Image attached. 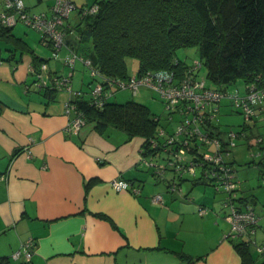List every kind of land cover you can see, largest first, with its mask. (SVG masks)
Masks as SVG:
<instances>
[{"label":"crops","instance_id":"1","mask_svg":"<svg viewBox=\"0 0 264 264\" xmlns=\"http://www.w3.org/2000/svg\"><path fill=\"white\" fill-rule=\"evenodd\" d=\"M72 1L78 6L93 2ZM71 13L67 23L74 25L77 14ZM74 39L69 35L70 43ZM67 52L62 48L61 57ZM36 55L46 59L49 50L44 47ZM30 62L34 61L28 57L26 68L17 75L9 73L10 64L1 65L0 71V173L5 175L0 180V260L7 258L10 264H264V254L255 247L264 242V190L253 189L256 184L264 188V183L256 177L239 179V196L259 214V226L251 239L226 238L230 223L223 193L199 180L193 185L189 173L183 174L181 194L168 192L166 182L143 167L141 136L128 138L113 127L101 133L94 122L76 131L68 129L74 113L66 111V102L75 95L57 91L47 101L36 92L33 76L27 77ZM47 65L51 73L67 70L62 60L48 59ZM81 67L77 72H82ZM75 81L79 83L72 84L73 90L85 92L88 82L83 84L82 76L74 77ZM257 118L253 129L264 133V119ZM248 140L249 151L258 156L252 139ZM230 158L238 164L233 155ZM257 161L264 169V159ZM165 176L170 178L172 172L167 170ZM115 178L131 182L138 191L114 189ZM155 194L161 195L160 202L152 200ZM201 207L206 208L205 214L199 213ZM28 238L34 241L31 258H13ZM237 243H246L245 257Z\"/></svg>","mask_w":264,"mask_h":264},{"label":"trees","instance_id":"2","mask_svg":"<svg viewBox=\"0 0 264 264\" xmlns=\"http://www.w3.org/2000/svg\"><path fill=\"white\" fill-rule=\"evenodd\" d=\"M5 4V0H0V12L6 11ZM73 4L76 9L77 23L74 25L67 23L70 13L74 10L72 9L65 18V36L55 57L51 54V44L42 42L41 33L22 21H18L13 26H6L0 22V40L7 41L6 44L9 42L12 45L15 44V49L28 48L27 51L34 62L27 65L26 72L33 76L36 84L44 80L47 82L39 87L36 86V92L47 98V101L53 99L57 91L72 92L75 95L74 98L66 103L73 106L69 111H73V116L81 117L84 124L94 122L96 130L101 133L113 127L122 130L128 138L143 137L142 159L150 160L158 150L150 148V140L160 141V138H164L158 134V128L162 127L159 116L146 104L134 99L124 102L113 101L112 98L117 91L126 90L120 89L116 82L127 81L133 75L141 76L157 70L174 71L181 76L195 60H198L200 67L193 72L198 70L197 74L204 76L213 89L227 90L230 93L236 90L242 91L247 82H255L259 87H264V0H93L88 5L78 6L75 2ZM92 5H96V10L84 14L85 8ZM50 6L46 10L31 13L24 5L22 11L32 15L47 12ZM18 23L37 33L39 44L49 50V56L46 59L37 56L26 42L15 38L12 28ZM69 35L75 37L71 43L68 41ZM62 48L68 51L64 57L60 55ZM191 48L197 50L199 58L189 64L185 59H180L177 52ZM71 55H75L76 59L72 67L65 65L67 68L65 73L49 72L48 59L62 60L63 63L64 58ZM127 57L138 61V70L133 75L127 74ZM7 60L16 61L14 53H11ZM86 60L89 63H86ZM77 62L87 67L94 82L92 86L88 85L89 89L85 92L72 88ZM41 64L46 65V70L42 71ZM30 66L34 68L33 72H30ZM202 67L205 70L204 74H200ZM41 71L43 77L39 79L38 74ZM67 72H72L67 84L70 85V91L64 86L59 87L53 83L54 77H61ZM237 81L243 82L241 90H229L228 85L235 84ZM96 84L102 86L101 94L93 93ZM24 87L27 91L28 85ZM224 99L228 101L231 111L241 114L243 118L240 108L232 107L231 100L227 97L220 100L219 108ZM217 113L213 119L216 127L219 125ZM256 121H258L257 116H253L252 122L249 123L243 118L239 129H234L238 133L243 132L236 141L240 137L248 140L252 137L264 136V133L259 130L253 131V128H256ZM169 130L170 128L167 129L168 132ZM254 145L257 151H260L258 156H264L260 150L262 142L254 143ZM231 154L232 151L225 159L239 181L235 173V160L229 159L233 155ZM252 156H255L254 153ZM251 162L255 163L254 160ZM258 164L257 161L256 165ZM143 167L150 170L157 179L164 180L168 192L182 193L183 175L176 179L177 188L169 190L168 183L174 179V173L170 167L166 169L172 172L170 178L165 176L166 171L160 176L153 167H147L144 164ZM199 175V169L195 176L191 175L189 180H194L193 185L199 180L198 182L210 184L214 188L212 183L202 180V176ZM259 175L264 181V169L260 170ZM128 183L132 186L131 182L128 181ZM240 183L239 181V188L234 192L233 200L239 203L240 209L251 208L255 211L252 205L239 196ZM214 190L223 193L225 205L227 199L225 191L222 188L219 190L214 188ZM225 206L229 215L230 204ZM255 213L259 217L256 211ZM258 226L259 220L256 229ZM253 236L254 234L249 239ZM245 246L246 243L236 244L244 257L248 252ZM0 264H10V262L7 258H2Z\"/></svg>","mask_w":264,"mask_h":264},{"label":"built area","instance_id":"3","mask_svg":"<svg viewBox=\"0 0 264 264\" xmlns=\"http://www.w3.org/2000/svg\"><path fill=\"white\" fill-rule=\"evenodd\" d=\"M6 11L0 12V22L6 26H13L18 21L24 22L27 26L41 33L42 42L51 44V54L57 55V50L63 43L65 36L64 21L72 9L73 2L69 0H54L47 12H40L32 15L23 13L22 0H5ZM96 10V5L86 7L84 14ZM76 59L75 55L64 58L63 63L72 67ZM86 63L89 61L86 60ZM200 62L195 60L193 64L178 76L174 71L157 70L147 72L141 76L133 75L127 81L116 82L120 89H128L133 94L139 92L140 87H146L156 91L164 104L168 119L178 115L175 125L171 128L169 125L159 127L160 141L150 140V148H157L155 156L150 160L142 159V164L153 167L160 176L167 167H170L174 173V179L168 183V189L177 188L176 179L184 173L195 176L196 171L200 170L202 180L212 183L216 190L222 188L227 196L225 205L230 204V213L228 215L230 229L226 238L236 239L239 237L250 238L255 233L259 217L251 208L242 210L238 207L239 203L233 200L234 192L239 188V181L234 176V170L228 166L226 156L231 152V148L236 145V138L243 135L234 129H229L224 138L216 137L212 133L215 128L213 119L220 106V100L224 97L229 98L230 104L234 108H240L245 122H252V117H262L264 119V87H259L255 82L245 83L242 91L234 92L227 90L213 89L210 82L204 76L198 75L196 69H199ZM42 71L46 70V65L41 64ZM30 72L34 71L32 66ZM38 74L40 79L42 72ZM72 72H67L61 77H54L53 83L57 86H64L71 90L69 77ZM48 77V75L46 76ZM42 81V80H41ZM47 82L38 83V86ZM102 86L96 84L93 90L94 94H101ZM73 106L66 104V111ZM84 122L81 117L73 116L68 123L67 128L73 131L78 130ZM210 125L213 126L210 129ZM169 132L167 129H169ZM256 142H262L261 153L264 154V136L256 137ZM160 147L161 149H159ZM260 151L257 152V155ZM252 155V154H251ZM5 175L0 173V180ZM111 185L116 190H128L136 193L138 188L131 187L128 181L115 178ZM155 202L162 200L160 194L152 197ZM235 202V203H234ZM200 214L206 213V208L199 209ZM33 239L28 238L21 244L20 250L13 253V258L22 257L28 261L32 255ZM256 250L264 254V242L255 244Z\"/></svg>","mask_w":264,"mask_h":264},{"label":"rangeland","instance_id":"4","mask_svg":"<svg viewBox=\"0 0 264 264\" xmlns=\"http://www.w3.org/2000/svg\"><path fill=\"white\" fill-rule=\"evenodd\" d=\"M22 1H23L24 5L26 7H28V11L33 13V12H39V11L46 10L53 3L54 0H22ZM76 1H79V0H76ZM50 2H51V4H50ZM75 10L76 9H74L72 12H74ZM70 20H71V18H70ZM12 33L15 36V38L17 37V38H19V40L26 42V44L29 46V48L32 49V51L35 54L36 53L40 54L42 51V48H44L38 42L37 33L35 31L27 28L26 26L22 25L21 23H18L16 26H14L12 28ZM6 43H7V41L0 40V62H1L0 71L3 68V67H1V65H3V64L9 65L10 64L9 69H8L9 73L15 72V75H17V74H19V72L22 69L24 70L26 68V62L28 61V57L29 58L31 57V54L27 51L28 48H25L26 50L24 48H23V50H19V49L14 48L15 44L13 42L12 43L14 45L10 44V42H9V44H6ZM17 47H19V46H17ZM11 53H14V58L16 60L14 62H13V60H11V62L7 60V57ZM177 55L180 59H185L186 62L189 64H191L193 62V60L199 58L198 52L195 48L180 50L177 52ZM14 65H15V68L13 67ZM77 67L80 68V64L78 62L76 63L75 68H77ZM81 68H82L81 69L82 72H77V69L75 70L76 73L74 74V77L78 78V77L82 76L83 84L84 83L87 84V82H88V84H90L92 86L94 84V82L92 80L91 75L89 74V70L87 69V67H84L83 65ZM81 70H79V71H81ZM137 70H138V61L135 58L127 57L126 58L127 74L133 75L137 72ZM200 71H201L200 74H204V72H205L203 67L201 68ZM3 72H4V70H3ZM27 77L30 79L31 76L28 75ZM9 79L14 81L11 78V74L9 75ZM16 83H19V82H16ZM78 83H79L78 81H75L72 84H75L77 86ZM242 83L243 82H241V81H237L235 84L228 85V89L229 90H234V89H240L241 90ZM247 83H250V82H247ZM4 84H6V83L4 82ZM34 84H35V86L39 87L36 84V82H34ZM7 86H10V84H7ZM85 87H86V90L88 91V89H89L88 86L85 85ZM130 99H134V100H137L139 102L146 104L151 109L152 112H154L155 114H158L159 119H160V126L167 127L169 125L171 128H173L175 125L174 121L179 119L178 115H174L171 119H168V114L165 112L164 104L160 98V95L156 91L151 90L149 88L141 87L139 89V92L135 95H133L131 93V91H129L127 89L126 90H120V91H117L112 98V100L116 101V102H124V101L130 100ZM221 105L222 106L219 108V112L217 113L218 124H219L217 127L221 131H218L217 129L213 128L212 125H210V129L213 128L212 133H214V135L216 137L224 138L225 135L223 133H225L230 128L236 129V130L239 129V127L243 121V118H242L241 114L231 111L232 109L228 105V101L226 99L222 100ZM261 127H264V126H261ZM253 131H255V130L253 129ZM245 138H247V137H245ZM250 140H251L250 144H253L256 142L257 139H256V137H252V138H250ZM231 151H232L233 156L236 158V161L238 162V164L235 165V169L237 170L236 171V177L238 179L244 181L243 179H251L252 177L254 179L256 177L259 182L264 183V181H262V179H261V176L259 175L260 170H262L261 169L262 166L256 165L257 160L258 159L259 160L264 159V156H256L255 155L254 158L256 159L255 160L256 164L253 165L250 162V161H252L251 152H249L248 145H247V143L243 137H240L237 139L236 145L231 148ZM252 151L255 152L256 150L252 149ZM248 162H250V163H248ZM242 170H243V173L241 172ZM249 185H252V183L246 185V187H249ZM253 189H256V192L259 189L264 190V188H261V186H259L258 184L253 185ZM256 205H257V207H259V203Z\"/></svg>","mask_w":264,"mask_h":264}]
</instances>
